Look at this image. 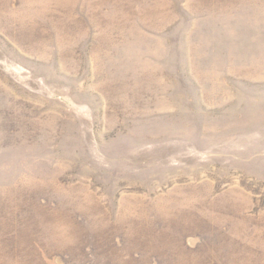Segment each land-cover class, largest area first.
<instances>
[{
	"label": "rangeland",
	"instance_id": "1",
	"mask_svg": "<svg viewBox=\"0 0 264 264\" xmlns=\"http://www.w3.org/2000/svg\"><path fill=\"white\" fill-rule=\"evenodd\" d=\"M0 264H264V0H0Z\"/></svg>",
	"mask_w": 264,
	"mask_h": 264
}]
</instances>
